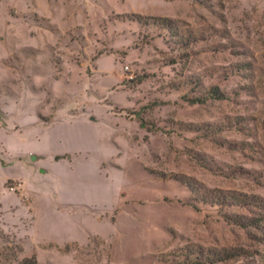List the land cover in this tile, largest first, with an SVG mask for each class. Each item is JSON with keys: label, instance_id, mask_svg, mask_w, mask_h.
<instances>
[{"label": "rangeland", "instance_id": "rangeland-1", "mask_svg": "<svg viewBox=\"0 0 264 264\" xmlns=\"http://www.w3.org/2000/svg\"><path fill=\"white\" fill-rule=\"evenodd\" d=\"M224 251L264 260V0H0V264Z\"/></svg>", "mask_w": 264, "mask_h": 264}, {"label": "trees", "instance_id": "trees-1", "mask_svg": "<svg viewBox=\"0 0 264 264\" xmlns=\"http://www.w3.org/2000/svg\"><path fill=\"white\" fill-rule=\"evenodd\" d=\"M166 21V20H165ZM211 99L213 100H222L225 98V96L220 92V90L218 88H214L211 91ZM205 99H193L191 102H205ZM219 202L221 201H228L229 203H238L239 199L237 198V196L235 195H229V196H224V197H218L217 199H215ZM242 254V253H241ZM242 255H240V253H238L237 251L234 252H230V251H224L223 253H219L216 256H212V257H208V260L210 263H224V262H228L236 257H241ZM195 264H205V263H197V261H195ZM261 264H264V260Z\"/></svg>", "mask_w": 264, "mask_h": 264}, {"label": "built area", "instance_id": "built-area-1", "mask_svg": "<svg viewBox=\"0 0 264 264\" xmlns=\"http://www.w3.org/2000/svg\"><path fill=\"white\" fill-rule=\"evenodd\" d=\"M126 70H127V71H129V68H128V67H126Z\"/></svg>", "mask_w": 264, "mask_h": 264}]
</instances>
